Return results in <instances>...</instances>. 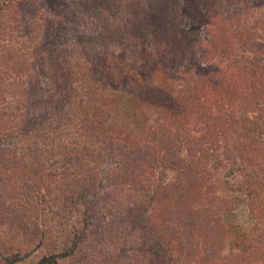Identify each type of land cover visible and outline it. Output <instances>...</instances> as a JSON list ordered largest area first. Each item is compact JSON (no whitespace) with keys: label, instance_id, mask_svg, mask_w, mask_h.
<instances>
[{"label":"trees","instance_id":"1","mask_svg":"<svg viewBox=\"0 0 264 264\" xmlns=\"http://www.w3.org/2000/svg\"><path fill=\"white\" fill-rule=\"evenodd\" d=\"M125 1L0 0V187L11 169L20 194L0 201L4 264L24 253L12 238L39 248L55 229L54 252L37 264H204L223 245L228 199L214 176L244 164L247 135H264V100L254 117L225 112L243 92L239 74H192L184 85L165 71L178 43L206 27L223 44L221 68L242 62L243 76L264 74V0H133L128 24L117 17ZM248 13L254 23H243ZM122 55L139 67H119ZM118 73L178 123L159 151L158 129L136 141L106 110L104 84ZM197 110L219 123L213 138L178 135L181 115Z\"/></svg>","mask_w":264,"mask_h":264},{"label":"rangeland","instance_id":"2","mask_svg":"<svg viewBox=\"0 0 264 264\" xmlns=\"http://www.w3.org/2000/svg\"><path fill=\"white\" fill-rule=\"evenodd\" d=\"M120 11H118L117 17L122 22L128 24L133 18L137 6L133 0L125 1ZM264 11H261L260 15H263ZM253 13H248V19H244L246 23L251 19ZM263 19V17H261ZM253 19V18H252ZM250 23H254L253 20ZM261 22L255 23L257 32V25ZM258 35L264 36V23L260 24ZM214 31V30H213ZM212 33V34H211ZM242 30H237L234 36H241ZM212 32L211 28L203 27L196 31L195 38L189 40V35L185 38L184 42H179V48L172 53L173 69L171 71H165L168 76L178 78L179 83L190 81L193 75L198 73H208L210 76H219L226 74L227 70L239 74L240 78L244 80L241 84L242 91L241 96L235 97L232 102L225 109V112L232 114H249L250 117L259 115L257 102L264 100V74L259 71H253L245 76L240 72L242 70V62L234 63L229 67H223L220 65L218 58L223 53L220 47L223 44H217V39ZM213 40V42H212ZM146 41V40H145ZM184 41V40H183ZM236 41L225 44V48H231L230 53L236 49ZM146 42H143L141 47L146 46ZM219 45L217 48L216 46ZM154 47V46H152ZM113 51L126 52V50L117 48ZM153 50L152 55L158 56ZM128 52H133L128 50ZM226 52V51H225ZM117 55V54H116ZM121 62L118 64L121 68H127L128 65H132V68L139 67L140 63H134L129 56H120ZM146 63H143L145 65ZM148 64V63H147ZM198 64L201 66L199 67ZM260 64L264 65V61ZM4 67V66H2ZM163 73V72H162ZM255 73V74H254ZM164 74V73H163ZM146 75L145 81L148 80ZM126 75L118 73L116 78H111L104 84V90L102 96L107 103L106 110L113 116L121 126L125 127L127 132L133 134V138L138 141L141 136L148 129H158L159 139L155 141V150H160L164 143L161 141L165 139H171L175 135L174 131L178 123L174 126L165 123L164 119L156 115L151 106L146 102L142 96L140 90L136 88L132 83L127 82ZM143 80V79H142ZM191 81H194L193 79ZM206 102L209 104V95L204 94ZM210 107V104L207 106ZM264 121V114L262 116ZM181 132L178 135L185 136L188 140L196 142L199 138H204L207 130L210 131V138H213L215 129L219 127V123H212L207 117H202L198 113L193 112L185 115H181L180 119ZM264 124V122L262 123ZM164 127L160 131V127ZM257 125L252 127V132H256ZM167 133L166 138L163 137L164 133ZM241 145L243 152V163L239 167L232 168L234 170H226L216 174L214 177L215 185L220 186L223 193L226 194L228 199L225 202L221 213V224L223 233V245L215 256L210 257L209 260H204V264H264V135H258L256 138L252 134L247 135V139L243 140ZM2 165H0V173L2 172ZM3 174V185L8 186L5 188L0 187V201L7 205L13 203V197H20V194L16 190V186H12L10 183L12 172L11 169H6ZM207 185L205 182L202 183ZM1 186V185H0ZM126 187V186H125ZM199 187V186H198ZM208 187V185H207ZM12 215V214H11ZM14 216V215H13ZM9 228L7 226H0V231L3 234L8 233ZM57 230L49 232V239L41 243L39 248H35L33 243L23 244L19 243L18 238H12L14 240V248H22L24 253H19L20 260L15 264H37L40 258L44 255H48L54 252L52 248L53 242L57 241L53 236ZM6 239L7 236L5 235ZM94 241V240H93ZM6 245L3 248L5 253H0V264L2 258L11 257L12 253H6ZM9 252V250L7 251ZM82 253H91L90 251L83 250ZM14 255V254H13ZM194 262V259L192 260ZM174 264H189L187 261ZM203 264V263H202Z\"/></svg>","mask_w":264,"mask_h":264}]
</instances>
